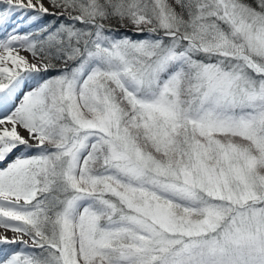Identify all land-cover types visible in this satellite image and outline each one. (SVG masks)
<instances>
[{
    "label": "snow or ice",
    "instance_id": "6c2138e0",
    "mask_svg": "<svg viewBox=\"0 0 264 264\" xmlns=\"http://www.w3.org/2000/svg\"><path fill=\"white\" fill-rule=\"evenodd\" d=\"M47 3L0 0V264H264V0Z\"/></svg>",
    "mask_w": 264,
    "mask_h": 264
},
{
    "label": "rangeland",
    "instance_id": "374dc122",
    "mask_svg": "<svg viewBox=\"0 0 264 264\" xmlns=\"http://www.w3.org/2000/svg\"><path fill=\"white\" fill-rule=\"evenodd\" d=\"M45 2L47 3V0H45ZM48 4V3H47ZM49 6V5H48ZM50 11H54V9H51L50 8ZM53 17L51 16H45L43 17L40 21H39V24H32L31 26H29L27 23H24L23 27H21L20 31L23 33V32H26V31H29L31 30V28H35V27H38L40 25H43L45 22L49 21L50 19H52ZM3 36V33L0 32V38H2ZM22 50V49H21ZM24 51V50H23Z\"/></svg>",
    "mask_w": 264,
    "mask_h": 264
},
{
    "label": "bare ground",
    "instance_id": "6f19581e",
    "mask_svg": "<svg viewBox=\"0 0 264 264\" xmlns=\"http://www.w3.org/2000/svg\"><path fill=\"white\" fill-rule=\"evenodd\" d=\"M44 3H45V6H48V4L45 2V0H44ZM18 22H19L18 19H17V18H14L12 23H13V25H15V24H17ZM20 54H21V55H25V56H27L30 60L33 59V58L31 57V54L28 53V52H26V51L20 50ZM23 134H24V135H27V133H23ZM0 233H5V230L2 229V228H0ZM6 234H7L9 237L12 236V233H11L10 231H8Z\"/></svg>",
    "mask_w": 264,
    "mask_h": 264
},
{
    "label": "trees",
    "instance_id": "16d2710c",
    "mask_svg": "<svg viewBox=\"0 0 264 264\" xmlns=\"http://www.w3.org/2000/svg\"><path fill=\"white\" fill-rule=\"evenodd\" d=\"M52 19H53V18H52ZM52 19H50L49 21L45 22L44 24L50 23V22L52 21ZM44 24H43V25H44Z\"/></svg>",
    "mask_w": 264,
    "mask_h": 264
}]
</instances>
